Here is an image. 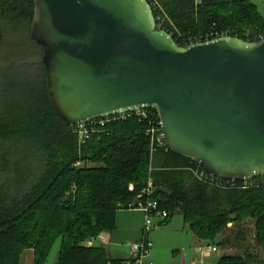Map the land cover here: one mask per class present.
<instances>
[{
	"label": "trees",
	"instance_id": "16d2710c",
	"mask_svg": "<svg viewBox=\"0 0 264 264\" xmlns=\"http://www.w3.org/2000/svg\"><path fill=\"white\" fill-rule=\"evenodd\" d=\"M147 1L157 27L181 46L221 34L248 41L264 37V17L249 0ZM32 14L33 0H0V52L13 58L32 46L42 60V48L29 34ZM12 65L23 64L10 60L0 69ZM33 67L41 83L24 73L0 82V264H19L26 248L33 250V264H43L56 239V264H123L124 257H110L105 247L81 242L113 232L117 204L133 201L148 177L168 211L162 224L180 211L193 234L211 244L229 223L251 217L256 240L264 246V175L248 188L240 180L231 187L198 179L197 163L165 147L151 150L147 128L159 118L149 107L145 117L97 123L81 139L75 125L54 109L42 61ZM129 183L135 191L128 190ZM253 259L224 255L217 264Z\"/></svg>",
	"mask_w": 264,
	"mask_h": 264
},
{
	"label": "water",
	"instance_id": "95a60500",
	"mask_svg": "<svg viewBox=\"0 0 264 264\" xmlns=\"http://www.w3.org/2000/svg\"><path fill=\"white\" fill-rule=\"evenodd\" d=\"M29 34L68 124L154 108L173 153L221 179L264 175V37L181 46L147 0H33Z\"/></svg>",
	"mask_w": 264,
	"mask_h": 264
},
{
	"label": "rangeland",
	"instance_id": "374dc122",
	"mask_svg": "<svg viewBox=\"0 0 264 264\" xmlns=\"http://www.w3.org/2000/svg\"><path fill=\"white\" fill-rule=\"evenodd\" d=\"M249 1L257 6V10L264 17V0ZM10 60H15L23 65H12L0 69V82H10V78L13 76L21 77V74L24 73L28 77H35V80L41 83L40 74L33 67V65H37L41 61V58L37 56L35 47L29 46L28 49H24L18 56L13 58L7 52H0V66L6 65ZM27 76L24 77L27 79ZM89 166L95 165L89 164ZM127 210H130L129 212L131 213L136 212L135 209L128 208H121L118 211L127 212ZM157 220V218L153 219V221ZM107 232L103 231L98 236L87 239L81 244L105 247L108 255L112 258L125 256L128 252L126 245H103V235ZM148 238L152 242L149 259L156 264H172L178 260L190 263L194 259L201 260L202 264H217L221 256L242 254H251L254 257L252 264H264V246L260 245L256 240L255 219L251 217L240 223H229L227 228L216 238V242L221 241L222 244L211 243L217 246V251L208 257L201 256L200 251L197 249L199 246L205 247L208 243L204 240H199L193 234L187 224L184 223L180 211L174 212L167 223L154 226L149 232ZM59 248L60 239H56L43 264H56ZM32 262L33 253L29 248L24 249L20 255L19 264H32Z\"/></svg>",
	"mask_w": 264,
	"mask_h": 264
},
{
	"label": "built area",
	"instance_id": "2783aa9c",
	"mask_svg": "<svg viewBox=\"0 0 264 264\" xmlns=\"http://www.w3.org/2000/svg\"><path fill=\"white\" fill-rule=\"evenodd\" d=\"M224 35L227 34H221L220 36ZM146 113L147 111L145 106L139 109L101 117L99 118V120L97 118L88 120L86 122L75 124V131L79 134V137L83 139L85 137H88L90 131L97 125V123L103 124L104 121H108L110 119L115 118H125L132 114L145 117L147 115ZM147 134L150 138L151 150L160 147H165L166 149H168L165 145L162 136L159 120L157 122L149 121ZM79 164L80 163H76V165ZM193 173L198 179L212 185L231 187L236 185V180L217 178L211 174L206 173L201 167L193 169ZM253 178L240 180V186L242 188H248L249 186L255 184L256 181H254ZM128 190L135 191V185L133 183H129ZM154 193L155 186L153 184L152 178L148 177L146 185H144L140 188V190H138L133 201L127 203L126 205L122 204L121 202L117 204L120 209L128 208L141 210L144 216L141 227V237L138 240L129 243L128 255L125 257L123 264H156L155 262L149 259V252L152 247V242L151 240H149L148 235L154 226H157L163 222V220L168 216V211L161 207V203L154 195ZM154 218H157L158 220L153 221ZM198 250L200 251L201 256L208 257L217 251V246L213 244H207L205 247L199 246ZM189 264H202V261L194 259Z\"/></svg>",
	"mask_w": 264,
	"mask_h": 264
},
{
	"label": "crops",
	"instance_id": "0c3cea01",
	"mask_svg": "<svg viewBox=\"0 0 264 264\" xmlns=\"http://www.w3.org/2000/svg\"><path fill=\"white\" fill-rule=\"evenodd\" d=\"M129 211L130 210H127V212H124V211L117 212L116 229L113 232L104 233L103 245L123 244V245H126L129 249V243L135 240H138L141 237V227H142L143 217H144L143 212L137 209H135L136 211L135 213H131ZM30 251L33 253L32 249H30ZM127 255H128V252L125 256H122V257L125 258ZM172 264H189V263L188 262L185 263L184 260H180V261L178 260L176 263H172Z\"/></svg>",
	"mask_w": 264,
	"mask_h": 264
}]
</instances>
